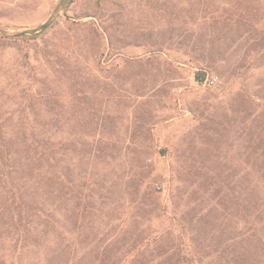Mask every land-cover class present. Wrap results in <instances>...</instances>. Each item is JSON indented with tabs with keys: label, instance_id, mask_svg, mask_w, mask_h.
Returning <instances> with one entry per match:
<instances>
[{
	"label": "rangeland",
	"instance_id": "rangeland-1",
	"mask_svg": "<svg viewBox=\"0 0 264 264\" xmlns=\"http://www.w3.org/2000/svg\"><path fill=\"white\" fill-rule=\"evenodd\" d=\"M248 22L264 0H0V264H115L145 240L139 262L164 264L179 239L226 264L245 248L249 181L264 201Z\"/></svg>",
	"mask_w": 264,
	"mask_h": 264
},
{
	"label": "trees",
	"instance_id": "trees-1",
	"mask_svg": "<svg viewBox=\"0 0 264 264\" xmlns=\"http://www.w3.org/2000/svg\"><path fill=\"white\" fill-rule=\"evenodd\" d=\"M259 25H262L263 30L259 29ZM45 27L46 26H43V28ZM241 30L247 33V35H250L251 33H253L255 37L259 35L258 37H260L262 42L258 44L256 43L255 46L259 49H264V23L248 22ZM233 31L237 34V38L243 37L242 34L239 33L238 25H235V29ZM16 36L24 37V34H18ZM203 79L204 77H196V81L198 82H202ZM35 145L40 159L46 162V166L44 168L46 169L45 174L48 175L50 170L54 167V164L52 165V163L55 162L54 151L52 150L50 140L45 138V135H40L37 136ZM256 151L260 152L264 156V143L263 145H259V148ZM255 153L256 152L250 154L251 157L255 156ZM252 168L254 169V165H250V174L253 173ZM254 174L261 175V179H263L262 183L264 185V157L263 163L259 166L258 170L254 171ZM253 189L252 182L249 181L246 187V190H248L246 218L248 220L249 227H246L247 229L245 232L241 234L244 237L243 242L245 244V248H240L241 254H238L240 252L236 250L238 244L234 245L230 251V260L225 261L226 264H264V201L263 204L256 206L254 201L255 191ZM257 194H262V196H264V188L263 191H260ZM29 204L30 203H28L27 200H25V203L21 204V220L24 218V220L26 219L27 221V218L31 217L30 215L34 208H32L33 206H29ZM260 207L261 210H259ZM28 223L31 224L32 222ZM253 223H257L260 226H253ZM31 230L33 231V229ZM23 233L25 234V237L29 235L27 230L23 231ZM236 238L237 236L234 240ZM179 241L180 242L175 247L171 248L172 255L166 262H164V264H215L217 261L221 260L215 258H222V256H224V252L218 251V247H214V250L207 248L208 246L193 249L189 245H183L181 239H179ZM34 245H38V243L34 241ZM28 247H30V244ZM150 248L151 247L148 245V241L145 240V242L139 243V245L135 247L133 246L131 251L127 252L126 255L116 261L115 264H142V262H139V259L143 258ZM109 263L110 261L108 260V264Z\"/></svg>",
	"mask_w": 264,
	"mask_h": 264
}]
</instances>
